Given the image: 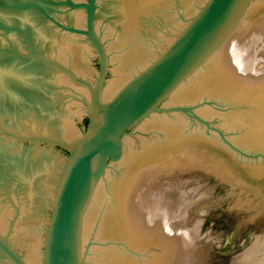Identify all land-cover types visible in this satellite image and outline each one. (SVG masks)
Returning a JSON list of instances; mask_svg holds the SVG:
<instances>
[{
	"label": "water",
	"instance_id": "95a60500",
	"mask_svg": "<svg viewBox=\"0 0 264 264\" xmlns=\"http://www.w3.org/2000/svg\"><path fill=\"white\" fill-rule=\"evenodd\" d=\"M0 264H264V0H0Z\"/></svg>",
	"mask_w": 264,
	"mask_h": 264
}]
</instances>
